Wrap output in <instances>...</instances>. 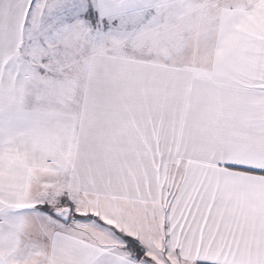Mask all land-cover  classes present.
I'll return each instance as SVG.
<instances>
[{
  "label": "snow or ice",
  "instance_id": "6c2138e0",
  "mask_svg": "<svg viewBox=\"0 0 264 264\" xmlns=\"http://www.w3.org/2000/svg\"><path fill=\"white\" fill-rule=\"evenodd\" d=\"M0 264H264V0H0Z\"/></svg>",
  "mask_w": 264,
  "mask_h": 264
}]
</instances>
